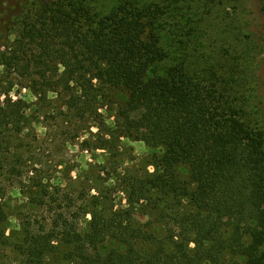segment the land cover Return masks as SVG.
<instances>
[{"label": "trees", "instance_id": "trees-1", "mask_svg": "<svg viewBox=\"0 0 264 264\" xmlns=\"http://www.w3.org/2000/svg\"><path fill=\"white\" fill-rule=\"evenodd\" d=\"M208 2L115 0L107 10L94 0L18 2L11 20L16 32L0 51V259L9 252L11 264H48L56 256L72 264H264V117L255 72L261 45L237 12L230 13L226 28L249 43L245 69L231 62L220 83L213 72L192 69L202 55L187 40L204 35ZM15 84L29 87L38 101L48 92L58 95L77 121V137L78 122L92 118L104 133L97 148L108 156L116 157L121 137H141L152 171H122L116 163L107 169L108 161L98 164L95 178L79 175L60 194L32 167L36 175L20 183L27 201L11 205L7 181H23L33 158L24 157L29 149L21 152L17 140L42 112L41 106L30 110L39 102L8 96ZM236 84L245 87L239 95ZM100 87L125 99L117 107L121 121L107 129L98 118ZM180 165L189 179L179 178ZM115 188L124 204L112 197ZM139 210L148 223L137 219ZM220 213L260 230L246 240L219 224ZM11 216L17 229H9ZM228 241L237 243L240 259L227 255Z\"/></svg>", "mask_w": 264, "mask_h": 264}, {"label": "rangeland", "instance_id": "rangeland-1", "mask_svg": "<svg viewBox=\"0 0 264 264\" xmlns=\"http://www.w3.org/2000/svg\"><path fill=\"white\" fill-rule=\"evenodd\" d=\"M20 0H0V51L3 50V44L5 41H9V44L16 32L11 24V20L14 15L19 13V8L16 7ZM205 0H191L193 6H200L201 2ZM95 5L98 8L110 9L115 0H94ZM210 12L206 13L201 23L202 29H204V35L199 39L190 38L187 41L192 45H196L202 55L201 64L191 65L193 69H199L202 71L213 72L216 75V81L220 83L225 70L230 68L231 62L239 64L242 69H245V60L248 59L246 55L247 49H249V43L243 39L235 37V30H229L227 23L230 22V16L237 12L238 16L248 30L253 34V38L260 43V51L255 63L256 75L259 79V92L263 100L261 106L264 117V11L262 9L261 0H239L236 3L234 0H209ZM231 13V15H230ZM226 29V30H225ZM179 39H183V35L178 36ZM6 41V42H7ZM167 37V49L171 55L177 54V49L174 44H170ZM210 64H207V61ZM206 63V64H205ZM212 65V66H209ZM3 67L0 65V72ZM227 78V77H226ZM236 87L240 90L236 94L239 95L241 88L244 90V86L236 84ZM98 98L101 108L98 110L100 114L99 121L103 123V127H113L116 119L120 120L117 107L125 105L124 101L120 97V92L109 88H101L98 91ZM12 100L22 99L26 103L39 102L37 105L30 106V110L38 106H41V113L34 114V120H32L31 126L25 128L20 134L21 146L19 150L24 152V149H29L25 153L24 157H33L30 168L27 171L22 172L21 180L15 182L7 181L6 195L12 198V204H18L23 201H27L24 198L20 183H26L27 176H33L34 172L32 167L39 170V173L43 177H50V183L58 187L60 194L71 191V182L76 177L81 175L82 180H88L97 176L98 164L106 166V162H111L107 165V169H111L115 163L120 166L122 171H132L137 173V170L148 169L152 171L151 166H146L147 161L151 155V151L146 147L144 140L141 137L128 138L121 137L120 142H117L118 149L116 157L108 156V152L101 148H97L100 145L103 132H98L97 124H93L92 118L78 122L79 136L77 137L75 132L76 119L66 115V109L61 106V99L57 98L58 95L52 92H48L44 101H38L33 91L27 86L15 84L8 95ZM4 95L0 96V101H3ZM131 115H138V111L133 108V105H128ZM35 113V111H34ZM117 117V118H116ZM121 121V120H120ZM92 122V123H91ZM93 124L91 128H89ZM88 127L87 130H81L83 127ZM90 129V130H89ZM98 132V135H92ZM102 131V130H101ZM86 141L85 143H83ZM19 145V144H18ZM29 147V148H28ZM38 159L40 164L34 162ZM179 178L183 180L189 179V172L186 165H180L177 168ZM37 174L38 172L35 171ZM36 175V174H35ZM34 175V176H35ZM104 173H101V177H105ZM103 179H100L102 181ZM19 181V182H18ZM29 184V183H28ZM112 197L117 203H125L124 195L115 189L112 190ZM186 201V200H185ZM137 219L148 223L150 216L143 211H138ZM219 224L227 229L228 232L231 228L238 229L242 233V236L246 240H250L260 230L259 224L247 219H241L234 217L228 213H220L215 216ZM88 219V216L86 217ZM18 219L15 216L10 217L9 229L18 228ZM175 228V231L179 229V226L172 224H164V229ZM228 253L231 258L240 259L237 255L239 247L236 242L228 241ZM231 247V248H230ZM6 257L0 259V264H11L10 261L15 258L12 253L7 252ZM48 264H72L62 260L60 257H52L48 261Z\"/></svg>", "mask_w": 264, "mask_h": 264}]
</instances>
